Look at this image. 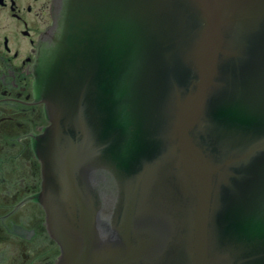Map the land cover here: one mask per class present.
Wrapping results in <instances>:
<instances>
[{
	"label": "water",
	"instance_id": "obj_1",
	"mask_svg": "<svg viewBox=\"0 0 264 264\" xmlns=\"http://www.w3.org/2000/svg\"><path fill=\"white\" fill-rule=\"evenodd\" d=\"M35 76L55 264H264V0H59Z\"/></svg>",
	"mask_w": 264,
	"mask_h": 264
},
{
	"label": "flooded vegetation",
	"instance_id": "obj_2",
	"mask_svg": "<svg viewBox=\"0 0 264 264\" xmlns=\"http://www.w3.org/2000/svg\"><path fill=\"white\" fill-rule=\"evenodd\" d=\"M59 0H0V264H55L38 200L42 162L34 139L48 125L35 66Z\"/></svg>",
	"mask_w": 264,
	"mask_h": 264
}]
</instances>
